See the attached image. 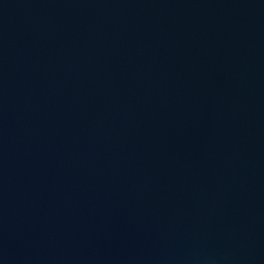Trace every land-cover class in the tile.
I'll use <instances>...</instances> for the list:
<instances>
[{
    "label": "water",
    "instance_id": "95a60500",
    "mask_svg": "<svg viewBox=\"0 0 264 264\" xmlns=\"http://www.w3.org/2000/svg\"><path fill=\"white\" fill-rule=\"evenodd\" d=\"M0 264H264V0H0Z\"/></svg>",
    "mask_w": 264,
    "mask_h": 264
}]
</instances>
